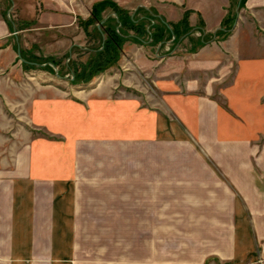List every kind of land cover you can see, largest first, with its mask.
<instances>
[{"label": "crops", "instance_id": "crops-1", "mask_svg": "<svg viewBox=\"0 0 264 264\" xmlns=\"http://www.w3.org/2000/svg\"><path fill=\"white\" fill-rule=\"evenodd\" d=\"M103 1L0 0V264H240L249 256V264H264V38L256 32L257 25L264 28V0L243 6L239 0L229 38L193 54L176 47L151 58L143 45L150 39L125 49L131 61L168 60L159 74L170 76L156 86L176 120L171 128L156 104L141 108L135 94L107 96L116 82L97 79L77 94L31 85L23 94L20 76L39 65L32 60L36 50L72 55L86 49L83 31L59 33L79 29ZM114 1L132 13H152L130 19H162L168 27L187 19L214 35L234 0ZM249 34L262 45L251 46ZM198 69L218 80H207L201 93L200 79L184 76ZM235 103L243 105L238 114L228 107ZM119 109L138 126L120 132L138 141L142 157L140 164L126 162L121 176L112 153ZM74 137L90 143L76 144ZM81 151L88 160L76 154ZM130 230L141 232L140 261L129 262Z\"/></svg>", "mask_w": 264, "mask_h": 264}, {"label": "rangeland", "instance_id": "rangeland-1", "mask_svg": "<svg viewBox=\"0 0 264 264\" xmlns=\"http://www.w3.org/2000/svg\"><path fill=\"white\" fill-rule=\"evenodd\" d=\"M238 1L239 0L233 1V9L230 12L229 19L223 20L220 30H217L214 35L205 33L202 27V23H200V25H202L201 28L195 29L191 27V25L187 22V19H184L180 24H178V28H176L174 24H169V28L162 21V19H134L135 28H133L129 26V18L131 15H151V11L148 12L146 9L140 8L137 12L132 13L129 11V8L122 7L114 0H104L103 2H97L93 6L95 7V9H97V11L95 13H93L94 11H92L93 15L90 17V19L81 20L79 22V29L75 28V31L69 30V33L61 29L62 32L59 33L61 37H72L74 35H77L78 31H83L86 34L85 36H87V42L85 46H83L86 49H74L72 55H47L44 53V50H36V53L38 52L35 56L36 59L32 60L37 62L39 65H35L36 67H31L30 69L23 68V72L20 76V78L23 79V82L26 83V87L24 88L23 86V94L25 90L27 94L30 92L29 87L31 85L41 87V85L45 84L56 86L57 88H54L55 94L60 90H69V93L77 94L78 90H80L81 88L94 85L93 82L95 80L102 79L103 81L107 80L109 83L116 82L117 84V86L115 85V87L114 84L112 85V94L106 92L107 96H117L118 100H120V98L129 99V97H134L132 95L135 94L136 97L132 101L138 100L140 102L139 105L141 106V108L146 107L148 103L152 102V104H156L157 107H161V110H163L170 118L172 117V115H168V113L170 112L169 109L161 103V100L163 101V94L162 96H159V91L156 86L158 80H162L163 78H168V76H170L167 73V75L159 74L161 73V69L162 71L168 70L170 66L169 64H167L168 60L163 59L162 62L151 60L150 65L147 63H143V61L146 60L145 57L139 59V62L134 60L131 61L132 59L128 57L129 54H127L128 52H126L127 50L125 49L127 48L129 51L130 47L136 46L137 44H143V42H140L139 38L147 41L150 39L147 44L143 45H146L147 47L149 46V53L151 55V58H156L155 55L171 53L176 47L177 49H179L178 52L180 53L193 54L209 42H222L223 40L229 38V36L237 26L238 19L235 18L237 16V11L241 9L236 8ZM3 5V3H0V7H3ZM111 11L114 12L117 16L112 15L108 19H101L104 14H107ZM152 11L158 14L156 9H152ZM94 15H97V17L94 18ZM246 30L247 32L251 33V30L249 28H246ZM256 32L259 39L262 36L264 38V28L262 29L259 25H257ZM131 33L134 36H129V34ZM250 36L251 34L248 35L250 39L249 43L251 44V46H254L255 43H257L258 45H262L259 39L255 41L252 36ZM53 38L56 41V37ZM42 42L44 44V37L42 39ZM220 42L219 44H221ZM61 44L62 43L60 42V45ZM106 44L108 52L105 53L104 59L98 60L100 56L96 54L99 51H103ZM234 44L231 45L230 48L236 49L237 45L236 43ZM129 45L131 46L129 47ZM66 47L67 44L62 45L63 50L66 49ZM223 47L225 48V45H223ZM62 49L61 51H63ZM28 56H26L27 59L32 58L31 56L33 55H30L29 57ZM226 58L227 57H224V59ZM108 59H111L112 61L110 60V62L105 66L104 64ZM53 60L55 61V63H53V65L51 66V64L49 63H51ZM138 63L141 64L137 66ZM93 69L96 70L95 74H93ZM76 72L81 73L83 77L86 78V80H89L75 83L74 79ZM92 74L93 76L91 77L90 75ZM216 74V76H219L218 78L222 79L220 72ZM227 75L226 76L228 78L234 79V75H236V73H234V71H230L229 73H227ZM171 76L174 77V72L172 71ZM184 76H193V78L195 79H200L199 83L202 84L198 87L200 93L205 90L203 86L207 80H211L212 78L215 82L218 81L216 77L212 75L211 71L201 69L193 70V73L185 72ZM29 82L31 83L29 84ZM221 83L222 82L219 81V85H221ZM39 89L41 88H38V90ZM215 90L219 97L223 96V94H221L222 88H215ZM31 92L33 93L34 89H32ZM241 106L243 107L242 104L237 105L236 103L228 105V107H230V110L235 114H238L239 111L237 108H241ZM244 106L247 110L252 111L251 105ZM19 108L21 109L20 113L22 114V117L27 116V104H22V106H19ZM120 109L117 118V125L119 128L117 142L118 145L116 151L112 152L114 153L115 158L118 160V176H121V173L126 169L124 167L126 162L129 166L130 160L136 161L135 163L137 164H140L142 160L140 153L141 151L139 149L140 145L138 144V141L131 142L129 133L128 135H122L126 128H128L129 130V127L131 126H133V128H137L138 126H136L135 120L129 119V114L127 117H125L126 113L122 112ZM175 122L176 120L170 118L168 121L169 127H173ZM121 129L123 130V132H120ZM40 132L42 131L40 130ZM74 138H76V144L86 145L90 143L89 141H87V137ZM24 140V136H22V138H20L18 142L21 143L24 142ZM133 148L136 150L135 152L132 150ZM106 152L109 151H105L104 155L106 154ZM76 154H80L81 158H84L86 160L89 159L88 153H84L81 151L80 153L76 152ZM141 243V232L130 230L129 262L141 260L140 258L143 252V248L140 246ZM249 257L247 259L243 258V260L240 261V264H249Z\"/></svg>", "mask_w": 264, "mask_h": 264}, {"label": "trees", "instance_id": "trees-1", "mask_svg": "<svg viewBox=\"0 0 264 264\" xmlns=\"http://www.w3.org/2000/svg\"><path fill=\"white\" fill-rule=\"evenodd\" d=\"M241 5L243 6L244 5V0H242V3H241ZM96 17H97V15H96ZM227 19H229V18H227ZM129 26L130 27H133V28H135V21H134V19H130L129 18ZM138 26V25H137ZM178 24H175V27L176 28H178ZM178 31V30H177ZM139 38V37H138ZM139 40H140V42H143L144 40L143 39H141V38H139ZM109 42V41H108ZM108 44V43H107ZM107 44H106V46L104 47L105 49L103 50V51H99V52H97V54L96 55H98V56H100L99 58H98V60H102V59H104L105 58V53L106 52H108V50H107ZM97 57V56H96ZM112 59V58H111ZM111 59H108V60H106V62H105V66H106V64H108L109 62H110V60ZM105 61V60H104ZM112 61V60H111ZM53 62L55 63V61L53 60ZM27 67H29V66H31V65H29L28 63H24ZM101 64V63H100ZM102 68V67H101ZM94 71V73L93 74H95V69H93ZM99 70V69H98ZM93 74L92 75H90L91 77L93 76ZM84 80H86V78H84L83 77V75L81 74V73H77L76 72V74H75V79H74V81H75V83L76 82H81V81H84ZM89 80V79H88ZM88 80H86V81H88Z\"/></svg>", "mask_w": 264, "mask_h": 264}, {"label": "water", "instance_id": "water-1", "mask_svg": "<svg viewBox=\"0 0 264 264\" xmlns=\"http://www.w3.org/2000/svg\"><path fill=\"white\" fill-rule=\"evenodd\" d=\"M20 57H21V54H20ZM22 60H25L23 57H21Z\"/></svg>", "mask_w": 264, "mask_h": 264}]
</instances>
